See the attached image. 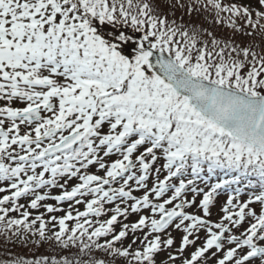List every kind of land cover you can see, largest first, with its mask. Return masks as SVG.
<instances>
[{
  "label": "snow or ice",
  "instance_id": "1",
  "mask_svg": "<svg viewBox=\"0 0 264 264\" xmlns=\"http://www.w3.org/2000/svg\"><path fill=\"white\" fill-rule=\"evenodd\" d=\"M0 193V264H264V0H0Z\"/></svg>",
  "mask_w": 264,
  "mask_h": 264
},
{
  "label": "trees",
  "instance_id": "2",
  "mask_svg": "<svg viewBox=\"0 0 264 264\" xmlns=\"http://www.w3.org/2000/svg\"><path fill=\"white\" fill-rule=\"evenodd\" d=\"M241 2H243V1H241ZM245 2H247V1H245ZM164 11L165 12H169V10L167 9V7L164 8ZM176 15L177 16H180L181 15L180 10H177L176 11ZM188 20H192V21L196 22L197 24H203L205 27H211L212 30L216 31L218 34H224V35H228L229 34V32L226 31L228 29H226L224 27H221V26H212L211 25V15L208 14V13H203V14H200V15H198L196 13H192L190 16L185 15L184 16V21H188ZM206 20L208 21V23H205ZM19 203H21V204H28V202H19ZM29 211H33L34 212V210H31V209H29ZM40 211H44V210L41 209ZM63 214L64 213H56L57 216L63 215ZM12 215L18 216L19 214L18 213H12ZM69 223L71 224V222H69ZM2 247H3L2 238H0V248H2ZM14 251L17 252V253H20V254L28 257V258H31L34 255L51 254L52 251H53V249L50 248L47 244H45V245L40 246V247H36L34 245H29L27 247H16L14 249ZM72 251L75 252L76 249L73 248ZM95 255L98 258L105 259L106 262L114 261V264H125V260L123 258H121V257H115V258H113L111 256H106L100 250H96ZM3 258H4L3 252L0 251V259H3Z\"/></svg>",
  "mask_w": 264,
  "mask_h": 264
},
{
  "label": "rangeland",
  "instance_id": "3",
  "mask_svg": "<svg viewBox=\"0 0 264 264\" xmlns=\"http://www.w3.org/2000/svg\"><path fill=\"white\" fill-rule=\"evenodd\" d=\"M241 1H243V2H245V1H247V0H241ZM227 32H229V30H226ZM60 189H52L51 190V194L52 195H56V194H59L60 193ZM27 201H28V199H27ZM29 202V201H28ZM47 202H49V203H52V202H54V201H51V200H49V201H47ZM55 203V202H54ZM64 206H66V205H64ZM81 210H83V206H81ZM172 235L176 238V240H177V244L179 243V233H176V232H173L172 233ZM118 246H119V244H118ZM135 246V245H134ZM189 251H191V249H189ZM157 260L158 261H161L162 262V264H167V259H166V255H165V253H163V252H161L158 256H157Z\"/></svg>",
  "mask_w": 264,
  "mask_h": 264
}]
</instances>
